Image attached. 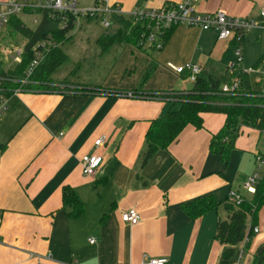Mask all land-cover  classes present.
Segmentation results:
<instances>
[{"label": "crops", "instance_id": "1", "mask_svg": "<svg viewBox=\"0 0 264 264\" xmlns=\"http://www.w3.org/2000/svg\"><path fill=\"white\" fill-rule=\"evenodd\" d=\"M67 1L82 9L96 4ZM184 1L108 0L121 9L112 19L116 30L94 36L97 49L80 58V72L52 78V85L61 84V89H22L4 100L0 264H146L161 258L166 264H219L226 247L216 234L225 212L211 210L193 220L181 206L209 195L223 204L231 191L241 194L244 181L257 172L256 156H264L257 152L260 130L243 127L223 163L222 150L212 153L210 145L226 117L205 114L201 129L186 126L144 167L141 155L151 123L178 111L195 88L187 74H175L166 65L197 64L203 76L226 83L232 78L236 41L220 40L216 30L179 26L161 50L132 41L106 50L98 44L102 37L125 34V23L135 9ZM262 9L264 0H200L195 6L198 13L223 11L229 17L258 21ZM79 26L80 22L75 27ZM263 32L264 28L250 31L241 46L245 39L259 40ZM129 92L138 97L121 96ZM169 92L174 95L161 97ZM101 137L105 143L96 151L104 158L103 166L96 176H84L81 159L95 151ZM260 176L261 181L264 170ZM64 188H71L82 202L81 216H70L72 207L63 203ZM132 208L141 217L135 226L122 220V213ZM253 223L260 231L253 234L242 264H254L264 247V204L248 217L246 235ZM240 249L241 244L236 247Z\"/></svg>", "mask_w": 264, "mask_h": 264}, {"label": "trees", "instance_id": "2", "mask_svg": "<svg viewBox=\"0 0 264 264\" xmlns=\"http://www.w3.org/2000/svg\"><path fill=\"white\" fill-rule=\"evenodd\" d=\"M100 2L101 0H96V3ZM72 20L73 18L65 27L43 35V40L51 39L56 47L51 48L45 59L32 73L28 79L30 83L23 84V80L34 60V51L25 53L22 62L17 64L15 69L4 70L0 62V101L8 99L22 89H55L51 86L52 76L68 61V56L60 45L69 39V32L74 28ZM125 26V34L119 31L113 37H102L98 40V44L106 50L113 44L125 41L139 43L142 34L146 32L145 25L142 23L133 25L129 20ZM9 27L12 34H21L27 38L32 36V31L18 17L11 19ZM174 30L175 27L166 32L164 42L171 37ZM234 76H239L242 80L240 95L225 96L219 94L222 81L203 76L202 73L198 77L193 93L187 96L178 111L169 112L165 117L151 123L146 135V149L141 155V166L144 167L159 151L167 149L174 143L186 126L193 125L195 128L201 129L205 114H223L226 117L224 126L212 138L210 151L216 153L221 149L222 162H228L242 128L261 130L264 126V95L252 90L248 76L242 73H234ZM63 203L65 206L72 207L70 216L78 217L83 214V204L71 188L63 189ZM263 204L264 179L259 182L255 194L250 198L244 197L240 204L231 201L220 204L212 195H209L186 203L181 208L193 220L211 210L223 209L226 216L225 218L220 217L218 220L216 240L226 249L221 255L219 264H232L236 247L242 243L246 236L248 217L252 215L254 217ZM253 228L254 223L251 231L247 234L251 238ZM254 264H264V247L255 256Z\"/></svg>", "mask_w": 264, "mask_h": 264}, {"label": "built area", "instance_id": "3", "mask_svg": "<svg viewBox=\"0 0 264 264\" xmlns=\"http://www.w3.org/2000/svg\"><path fill=\"white\" fill-rule=\"evenodd\" d=\"M200 0H185L178 4H167L160 9H135L129 13V19L133 25L142 23L146 27V32L142 34L139 41L140 45H148L155 50H161L164 47V36L166 32L179 26H185L189 28H198L202 31L216 30L220 40H235L236 49L235 57L236 62L232 65V68L236 64L243 62V49L241 43L247 33L258 28H264V9L260 12L261 20L239 17H229L223 11H217L214 13H198L195 11V6ZM43 12L49 14V18L53 21H61L65 26L71 21L74 27L79 25L82 19L87 20H101L104 27L109 28L113 17L121 13V9L116 5H111L108 0H101L100 3L94 4L90 8L82 9L76 2L67 0H8L6 2H0V34L5 26H9L13 17H19L22 14H29L34 16L35 20L37 15ZM64 26V27H65ZM56 45L51 39H46L40 44L37 49L34 50V60L30 64L26 78L23 80V84H28L29 78L40 63L45 59L47 53L51 48H55ZM24 53L17 49H8L5 51V56L16 64H19L23 60ZM166 68L171 72L182 75L187 74V80L193 84H196L198 77L202 74V67L197 64L188 63L183 66H176L172 63H168ZM243 75L248 72H239ZM54 88L61 89L62 85H52ZM242 86V80L239 76L232 77L226 83L220 86V95L236 96L240 95ZM18 92V91H17ZM174 95V92H169L161 95L162 98H169ZM264 95V92H261ZM121 96L127 98L138 97L134 92L123 93ZM7 110L6 102L0 101V120L3 113ZM264 136V126L260 130ZM105 143V137H101L95 141V151L86 154L81 159L82 174L87 177H94L100 171L103 166L104 158L97 153V149L102 147ZM1 155V148H0ZM257 170L264 164V156L257 155L255 158ZM260 182L258 173H254L250 176L243 185L245 192L252 196L256 192V188ZM228 200L236 204H240L244 200V196L240 193L231 191ZM122 220L128 225L135 226L141 221L140 214L137 209L132 208L122 213ZM2 224V212L0 211V229ZM259 228L254 227L253 234L259 233ZM1 241V234H0ZM251 242V237L246 235L241 243V249L236 250L235 258L232 264H242L245 257L246 248ZM91 244L95 243V239L90 240ZM38 257V256H37ZM41 258V257H38ZM50 258V256H47ZM166 259H148L146 264H166ZM32 264H40L38 262Z\"/></svg>", "mask_w": 264, "mask_h": 264}, {"label": "rangeland", "instance_id": "4", "mask_svg": "<svg viewBox=\"0 0 264 264\" xmlns=\"http://www.w3.org/2000/svg\"><path fill=\"white\" fill-rule=\"evenodd\" d=\"M20 19L26 27L32 31V36L27 38L21 34H12L9 26L3 28L0 34V62L2 63L4 70L15 69L17 67L16 63L5 56L6 50L17 49L21 50L24 54L34 51L44 42V34L65 26L61 21L51 20L47 12L38 14L36 21H34V16L29 14H22ZM116 26L117 25L114 21L111 22V27L108 29L102 25L101 20H93L89 22L87 19H83L80 21V26L74 27L69 32V39L60 45L61 49L68 56V61L55 74H53L52 78L55 80H61L67 77L70 73L75 74L76 72H80V62L82 60L80 58L92 55L97 49L94 36L103 33H114ZM241 48L243 49V62L236 64L235 67L232 68V65L236 62V57L234 56L233 62L230 64L231 76L234 77V73L248 72L249 75H245L249 76L252 89L260 92L261 90H264V82H257L261 79L264 81V32L259 40L254 39V41H248L245 39ZM260 137L257 152L264 154V136L261 135ZM263 170L264 168L262 169V167L257 170L259 179H261L260 175L263 173ZM241 194L247 195L243 189L241 190Z\"/></svg>", "mask_w": 264, "mask_h": 264}]
</instances>
